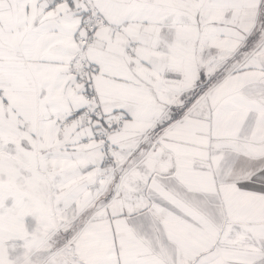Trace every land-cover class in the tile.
Returning <instances> with one entry per match:
<instances>
[{"label":"snow or ice","instance_id":"obj_1","mask_svg":"<svg viewBox=\"0 0 264 264\" xmlns=\"http://www.w3.org/2000/svg\"><path fill=\"white\" fill-rule=\"evenodd\" d=\"M0 264H264V0H0Z\"/></svg>","mask_w":264,"mask_h":264}]
</instances>
